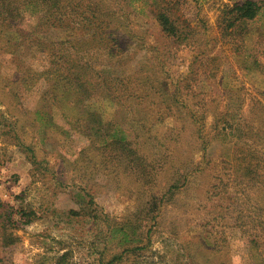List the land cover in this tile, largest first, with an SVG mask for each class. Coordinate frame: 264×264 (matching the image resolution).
Here are the masks:
<instances>
[{"label":"rangeland","instance_id":"1","mask_svg":"<svg viewBox=\"0 0 264 264\" xmlns=\"http://www.w3.org/2000/svg\"><path fill=\"white\" fill-rule=\"evenodd\" d=\"M240 1L162 0L161 7L174 8L185 41L171 40L148 6L133 2L139 9L127 25L128 62L114 66L101 50L83 53L99 77L142 79L146 86L132 84L131 95L133 101L143 91V102L129 110L111 102L115 97L124 104L120 94L89 99L68 94L65 104L56 105L42 94L43 77L17 81L11 74L35 62L29 40L13 56L0 55V214L12 210L6 230L14 237L7 248L0 247V264H55L62 254L66 264H264V235L250 229L255 226L242 229L233 212L234 203L245 208L258 203L243 204L232 189L230 199L225 194L229 179L244 166L243 154L234 150L240 133L232 130L242 123L264 124V0H253L261 6L255 20L226 28V11ZM36 22L26 14L21 28L31 31ZM81 34L53 28L39 38L53 44ZM48 60L47 54L39 56L38 65L48 66ZM86 78L100 84V78ZM5 80L16 94L5 93ZM114 87L111 83L109 90ZM155 94L177 100L178 120L157 111ZM186 94L192 95L189 102ZM200 99L205 105L196 109L192 103ZM202 113L204 152L197 140ZM95 117L109 125L101 134L123 130L150 158L167 159L180 169L175 178L181 180L178 186L184 184L161 198L170 177L162 173L164 187L150 201L147 186L136 183L116 151L100 156L101 150L88 148L86 128ZM219 131L232 133L222 137ZM247 144L264 153V139ZM247 191L254 200L253 190Z\"/></svg>","mask_w":264,"mask_h":264},{"label":"trees","instance_id":"2","mask_svg":"<svg viewBox=\"0 0 264 264\" xmlns=\"http://www.w3.org/2000/svg\"><path fill=\"white\" fill-rule=\"evenodd\" d=\"M133 2L148 6V9L154 14L161 31L164 30L172 38L171 40H187V34L181 30L183 27L177 24V15L172 11L174 8L168 5L161 7L162 0H0V55L13 56L17 49L29 40L28 44L34 50L35 62L24 71H14L11 74L13 78L16 77L17 81L26 79L39 81L43 77L42 79L46 82L47 88L45 87L42 94L50 95L51 98L49 99L56 105L65 104L69 100L68 94H75V98L81 96L86 99L92 97L93 94H120V99L124 101V104L121 105L115 97L111 98V102L114 101L120 109L126 108L129 110L132 106L141 105L143 102V95L141 94L143 91L140 90L141 92L133 101V95H131L132 84L139 86V89L146 86L142 79L135 77L132 80L129 74L99 77V72L88 64L83 53L88 50H101L107 58H110L111 64H114V66L128 62L131 30L127 28V25L130 24V17H136L138 14L136 10L139 9V6H134ZM140 9L142 10L143 7L141 6ZM260 10L261 6L253 0L233 2L225 13L224 23H227L225 27L233 29L253 21L259 15ZM26 14L36 17L37 22L31 31L21 28L26 19ZM53 28H74L80 30L82 34L75 39L53 44H46L41 41L39 37ZM133 37L138 38L134 33ZM138 39L142 40L141 37ZM141 43H138L140 48ZM45 54L49 59L46 62L48 66H39V56H45ZM43 67L47 68L43 70ZM89 75L100 78V84L93 85L89 83L86 78ZM3 81L1 78L0 82ZM5 82L7 83L2 87V89H7L5 93L16 94L12 86H9L10 81L5 80ZM111 83H114L115 87L109 90ZM105 85L109 86L106 90L103 89ZM117 85H120V88ZM148 85L152 89L151 83ZM95 87L98 89L94 93L93 88ZM98 96L105 99L103 95ZM155 96L157 111L161 112L163 110L165 115L178 120L177 111L175 110L177 100L168 94H155ZM184 97L187 98H185V101L189 102L192 95L186 94ZM252 100L254 106L262 108L259 99L253 98ZM79 101L80 99L74 100L73 103L78 104ZM204 105L205 103L201 99L195 104L192 103L193 107H198L196 109H202ZM35 114V119L38 121V115ZM89 116H93V114ZM199 118L201 126L197 130V140L199 150L204 152L207 145L201 134L204 129V113L200 114ZM84 120H87V117ZM140 120L143 121L144 119L140 118ZM89 121L91 124L89 128L93 132L86 128L91 133L88 134L90 139L88 148L92 147L95 151L101 150L99 152L100 156L104 155L105 150L109 153L116 151L114 155H119L124 159V165L133 174L136 183L147 186L146 190L150 193L148 195L150 201L154 200L155 202V194L164 187L161 186L163 178L160 175L162 173L169 172L170 177L166 178L167 181L164 187L166 190L161 198L184 184L183 181V184L178 186L181 180L175 178L180 169L176 172L177 169L167 159L161 163V161L150 158L142 151V146H139L140 143L136 142V138H131L118 128L106 134H101L102 128H108L109 125L102 122L98 117ZM92 122L94 123L93 126ZM254 123H242L244 124L243 127L240 126L239 129L232 130V132L240 133L236 139L239 138L238 141L241 146L236 143L237 146L234 150H236V153L240 151L243 154L241 159L244 160V166H239L237 175L229 179L225 194L230 199L232 194L228 191L232 189L234 194L240 195L243 204L248 205L253 201L258 203V205L250 204L248 208L240 203H234L236 205L233 210L235 212L234 219L238 221L242 229L255 226L250 229H255L259 235H264V153L252 146L254 143L252 145L247 144L248 141L258 142L264 139V130L261 128V126L264 127V124L262 120L258 122L260 126H256ZM232 132L223 135V131H219L218 136L228 137ZM246 145L247 149H245ZM118 150L122 153L119 154ZM232 157H234V154ZM168 162L167 166L169 167L166 166ZM218 181L222 183L221 179H218ZM155 187H158V190H155ZM235 187L238 188L235 189ZM247 189L253 190L254 200L249 197ZM0 208H2L1 204ZM10 210V208H7L0 214L1 248H7L14 241L12 232L9 233L6 230V226L11 225ZM243 218H245V221L241 220ZM246 219H248V222H246ZM249 224H252V226H249ZM66 258L67 254H62L56 259L55 264H66Z\"/></svg>","mask_w":264,"mask_h":264}]
</instances>
